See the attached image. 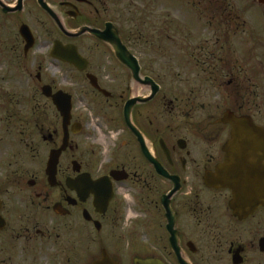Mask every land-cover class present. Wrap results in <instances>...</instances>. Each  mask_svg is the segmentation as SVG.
I'll list each match as a JSON object with an SVG mask.
<instances>
[{"label":"flooded vegetation","instance_id":"flooded-vegetation-1","mask_svg":"<svg viewBox=\"0 0 264 264\" xmlns=\"http://www.w3.org/2000/svg\"><path fill=\"white\" fill-rule=\"evenodd\" d=\"M145 3L154 11L133 24L126 0H0V264H264V202L236 216L233 192L207 182L228 160V116L264 129V17L243 19L264 0ZM210 10L224 21L188 20ZM8 22L18 30L11 53ZM140 26L173 35L145 37ZM100 33L108 41L118 33L139 80ZM58 45L77 66L52 57ZM89 93V102L77 100ZM57 94L70 98L69 120ZM87 125L96 138L85 160ZM256 136L242 135L253 142L238 148L262 171L264 135ZM111 148L115 159L102 161ZM126 191L139 206L129 238L141 244L120 236Z\"/></svg>","mask_w":264,"mask_h":264},{"label":"water","instance_id":"water-1","mask_svg":"<svg viewBox=\"0 0 264 264\" xmlns=\"http://www.w3.org/2000/svg\"><path fill=\"white\" fill-rule=\"evenodd\" d=\"M23 30L24 32L26 31L24 28ZM106 33H108V30ZM25 38L27 40L26 33ZM99 38L109 42L112 45L118 60L122 64L130 67L135 73V79L139 80V62L130 54L128 50L123 47L118 33L115 34L114 40L112 39L108 41L106 34L101 33L99 34ZM62 55L63 54L61 53L60 49L58 48V46H56L53 52V57L65 60ZM74 55H76V52H74ZM68 60L70 63L77 66L78 60ZM45 94L47 96H50L46 92ZM52 98L59 111L65 116V118L69 120L71 117V105L69 100L70 98L67 99L64 95L61 94H57ZM65 102L69 103V106L67 108L63 105V103ZM66 112L67 117L65 115ZM125 117L127 119V107L125 109ZM227 121L232 126V141L229 148V154L227 158L228 160L225 164L218 167L215 178H208L207 182L215 187L230 189L233 192V200L230 204L231 209L236 216L242 217L254 212V210H256L264 202V170L262 169V171H257L253 167L254 164L251 153L243 152L241 148L239 149L238 147H240V145L242 144H246L247 142H253L251 138L248 140L243 139L242 135H250L255 138H257L256 135H261L263 137L264 130L255 126L249 118H237L235 116H228ZM262 137L260 138V140H263ZM63 150H65V146L60 150L54 151L52 153L48 167V175L51 176L52 170H55L56 172L57 163ZM50 181L53 182L52 179H50ZM258 192H260L259 195H257ZM174 193L175 191L173 192V194ZM168 214H170L169 210ZM134 264L157 263L155 261L147 262L137 258Z\"/></svg>","mask_w":264,"mask_h":264},{"label":"rangeland","instance_id":"rangeland-1","mask_svg":"<svg viewBox=\"0 0 264 264\" xmlns=\"http://www.w3.org/2000/svg\"><path fill=\"white\" fill-rule=\"evenodd\" d=\"M123 1L124 0H122V2ZM126 1H128L129 4H130L129 9H130V12H132V17L131 18L133 20L132 21L133 24H134V22H138L140 20V17H141L142 13L145 10H147V11L149 10L151 12L154 11V10H151V9L147 8L146 3H145V0H126ZM250 1H252V0H250ZM149 2H150V0H148V3ZM229 5H233L234 6L235 4L234 3H231ZM254 5L255 6L250 10V13H244L243 14V19L245 21H251L252 22L253 19L255 17H257V15H260L261 18H262V16L264 17V10H262V8L257 3H255ZM145 6H146V9L144 8ZM209 12H210V14H206V15L205 14H202V13H200V14L197 13L198 15H196V17H190L188 20L189 21H197V23L199 21L205 23L206 22V18H208L207 15H209V18L211 16L214 17V18H216L215 19L216 22H223L224 21V17L221 15V13L215 15V13H217V12L213 13L212 10H210ZM169 15L170 14H168L166 12V10H165L164 14H162L163 22H167L168 21L167 17ZM180 16H182V15H180ZM182 17H184V16H182ZM182 17H180V20H182ZM263 21H264V19H263ZM128 27H130V29ZM140 27L141 28H139L137 30H141V32L143 33V36L150 37V38H153V39L158 38V37L159 38H165V37H167L166 35H168L169 37H171V35H173L172 34V30H163V31H161L160 29L156 30L154 28H145L144 26H140ZM127 30L128 31L131 30L133 32L136 31L135 28L133 27V25H130V26L128 25L127 26ZM246 30L248 31L249 28L247 27ZM17 34H18V30L16 28H14V26L10 22L6 23L5 24V27H4L3 35L4 36H7L8 38L3 37L5 39V43L3 45V48H6V47L9 48L10 45L12 43H14L15 38L17 37ZM221 34H223L222 37H224V34H225V30L224 29L219 30V37L221 36ZM164 44H167V42H164ZM7 48L4 49L5 50V53H7V52H10L11 53V51H9V49H7ZM165 48H168L169 49V52H166V50H164V53H172V51L170 50L172 48V46H170V45H164V49ZM170 56L171 55H169V57ZM164 58L167 59L168 57L164 56ZM165 63H166V61H164V64ZM50 71H51V68H49L48 72H50ZM50 74H51V72H50ZM89 97H91L90 93H89V95H84L83 94V96H81V94H78L77 95V100H82L83 102H89L90 101L89 100ZM82 109H83V112L86 115L85 117L87 119H89V120L92 119V116L90 114V112H91L90 111V107L88 109L86 107V105H84L82 107ZM54 116H57V114L52 109L51 110V117H54ZM86 133L87 134L84 136V143H85L84 156H85V160L89 159L88 152H87V149L86 148L88 147V145L89 146H92V144H93V141H92L93 136L96 138V132L93 130V128L90 125H87V127H86ZM113 142H115V139L114 138H113V140L108 139V143H110V145H112ZM115 151L116 150L114 148H111V152L109 154L108 153L105 154V152L101 153L102 161L103 160H113V159H115L114 156L116 154H118V152H115ZM91 152H90V154H91ZM89 161H92L91 160V157H90V160ZM125 196H126V199H124V207H125V211H124V223L125 224L124 225L127 226V228H126L127 233H122L120 236H121V239L122 238L125 239V240H123V244L124 245H136V243L137 244H141L142 239L141 240H137V239L136 240H130V238H129L130 237V234H129V230H128V226L130 225V221L133 220V218L131 220H129V215H130L131 211H132L133 215L134 214H137L135 212V210H137L139 206L137 207L133 203V201H131V197L129 198V192L126 191L125 192ZM153 209H155V208H153ZM137 233H138V235L141 236V233L140 232H137ZM113 240H115V242H117L118 241V238L117 237L116 238L114 237ZM111 242H113V241H111ZM127 256H130V254H127Z\"/></svg>","mask_w":264,"mask_h":264}]
</instances>
